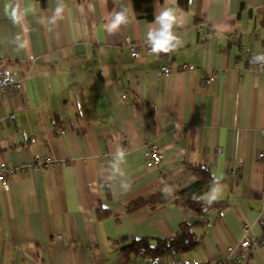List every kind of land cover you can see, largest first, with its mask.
<instances>
[{
  "label": "crops",
  "instance_id": "0c3cea01",
  "mask_svg": "<svg viewBox=\"0 0 264 264\" xmlns=\"http://www.w3.org/2000/svg\"><path fill=\"white\" fill-rule=\"evenodd\" d=\"M169 8L173 47L131 58L127 40H151ZM121 12L127 23L109 31ZM201 21L212 33L204 42ZM228 37L264 51V0L155 1L150 21L135 17L132 0H0V68L22 79L19 93L0 97V165L35 154L57 162L0 188V264H145L121 248L171 239L183 223L199 241L174 258L264 264L259 243L245 261L237 250L245 237L264 240V76ZM181 64L193 70L161 76ZM148 145L165 174L145 166ZM187 164L216 180L196 211L174 201L195 181ZM153 196L167 201L126 211Z\"/></svg>",
  "mask_w": 264,
  "mask_h": 264
},
{
  "label": "built area",
  "instance_id": "2783aa9c",
  "mask_svg": "<svg viewBox=\"0 0 264 264\" xmlns=\"http://www.w3.org/2000/svg\"><path fill=\"white\" fill-rule=\"evenodd\" d=\"M199 36L201 41H207L211 38V29L208 24L204 21L199 22ZM228 41L238 48L240 56L245 62V67L253 72L255 75L260 74L264 76V51L253 52L250 48L241 46L239 41L235 37H228ZM128 50L130 57L135 59L140 56H144L147 53L152 52V42L151 40H144L137 44L131 43L127 40ZM172 43V42H171ZM34 61V58H31ZM193 70V66L189 64H181L179 66L167 65L160 67V74L164 78H168L175 73H185ZM217 76L216 72L209 73L205 78H202L199 83L202 87H207L213 78ZM22 90V79L18 75V70H12L9 67L0 68V97L9 93H19ZM125 96H122L124 99ZM7 116H0V123L7 120ZM146 160L145 166L147 168L155 167L160 174H165V169L160 166L161 156L158 149L153 145H148L146 147ZM264 157V154H258V158ZM57 162L47 156L34 155L32 161L29 163H20L15 166H6L5 164L0 165V188L7 189L11 178L16 174H25L32 170H36L41 166L49 167L56 165ZM230 175H236L235 170H231ZM254 244H260L264 246V240L259 242L253 241L248 237H245L237 245L238 257L240 260L245 261L248 256V251ZM258 244V245H259ZM138 257H143L142 252L137 253ZM145 264H201L195 259L188 258H175L169 263H164L158 257H152L146 259Z\"/></svg>",
  "mask_w": 264,
  "mask_h": 264
},
{
  "label": "trees",
  "instance_id": "16d2710c",
  "mask_svg": "<svg viewBox=\"0 0 264 264\" xmlns=\"http://www.w3.org/2000/svg\"><path fill=\"white\" fill-rule=\"evenodd\" d=\"M42 8L47 6V0H36ZM161 0H132L134 15L139 20L150 21L152 19V4ZM182 9L187 8L188 0H177ZM195 181L181 189L175 198V202L196 211L201 204V196L215 185L216 180L209 169L200 165L187 164ZM167 199L161 196H153L147 199H138L125 206L128 213H133L143 207H156L166 203ZM194 225L183 223L179 226L175 236L168 240H155L151 244L148 239H134L121 248L122 251L137 254L143 253L144 259L158 257L164 263L175 259V255L187 252L198 243V237L193 231Z\"/></svg>",
  "mask_w": 264,
  "mask_h": 264
},
{
  "label": "clouds",
  "instance_id": "9594fccd",
  "mask_svg": "<svg viewBox=\"0 0 264 264\" xmlns=\"http://www.w3.org/2000/svg\"><path fill=\"white\" fill-rule=\"evenodd\" d=\"M61 12H63V9L58 8L56 10V15L59 16ZM10 15L14 22H18L19 17L16 9H13ZM157 21L162 26V30L158 32L154 31L149 34L152 42L151 51L157 54L161 52L167 53L173 47L171 42L175 39L170 30L177 24L176 10L169 8L163 11L161 15L157 17ZM124 23H127L125 14L122 12L117 13L109 31L114 30L120 24Z\"/></svg>",
  "mask_w": 264,
  "mask_h": 264
}]
</instances>
